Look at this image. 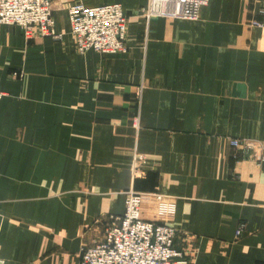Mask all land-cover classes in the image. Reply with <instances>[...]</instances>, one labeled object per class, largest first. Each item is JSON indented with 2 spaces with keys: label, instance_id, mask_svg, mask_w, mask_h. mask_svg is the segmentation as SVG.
I'll return each mask as SVG.
<instances>
[{
  "label": "crops",
  "instance_id": "obj_1",
  "mask_svg": "<svg viewBox=\"0 0 264 264\" xmlns=\"http://www.w3.org/2000/svg\"><path fill=\"white\" fill-rule=\"evenodd\" d=\"M109 2L125 49L79 53L69 8ZM148 2L53 0L58 39L0 24L4 264H80L130 188L195 264H264V163L230 142L264 141V0H210L197 21L147 20Z\"/></svg>",
  "mask_w": 264,
  "mask_h": 264
},
{
  "label": "built area",
  "instance_id": "obj_2",
  "mask_svg": "<svg viewBox=\"0 0 264 264\" xmlns=\"http://www.w3.org/2000/svg\"><path fill=\"white\" fill-rule=\"evenodd\" d=\"M210 0H149L144 17H174L197 21L202 9ZM264 13V10H260ZM71 35L76 49L84 54L89 50L101 53H118L125 49L128 16L122 5L109 2L96 6L82 3L69 8ZM0 24L18 25L27 37L61 38L56 30L53 0H0ZM251 25L263 27L259 20ZM0 91V99L4 96ZM231 146L240 149L244 156L264 163V141L259 139H231ZM135 170L146 162L142 153H135ZM137 175V173H136ZM142 194L133 188L125 192V209L122 214H110L101 241L82 247L80 264H195L187 250L176 246L179 231L170 224L155 223L142 217ZM241 223L236 230L240 237ZM0 264L4 261L0 258Z\"/></svg>",
  "mask_w": 264,
  "mask_h": 264
}]
</instances>
